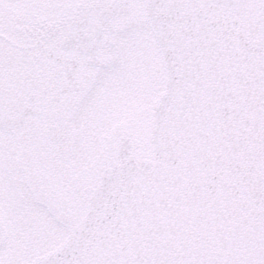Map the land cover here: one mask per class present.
<instances>
[{
  "label": "water",
  "instance_id": "95a60500",
  "mask_svg": "<svg viewBox=\"0 0 264 264\" xmlns=\"http://www.w3.org/2000/svg\"><path fill=\"white\" fill-rule=\"evenodd\" d=\"M146 18L165 71L154 158L122 153L81 228L24 264L264 261V0H146Z\"/></svg>",
  "mask_w": 264,
  "mask_h": 264
},
{
  "label": "flooded vegetation",
  "instance_id": "af4514ba",
  "mask_svg": "<svg viewBox=\"0 0 264 264\" xmlns=\"http://www.w3.org/2000/svg\"><path fill=\"white\" fill-rule=\"evenodd\" d=\"M113 1L0 0V170L14 195L27 188L25 168L41 175L68 233L122 153L142 160L154 153L153 101L163 81L159 53L142 33L146 0H123L120 12L105 14ZM98 118L107 133L90 150L87 121ZM39 199L37 215L49 221L51 203ZM40 247L7 254L26 262L52 249Z\"/></svg>",
  "mask_w": 264,
  "mask_h": 264
},
{
  "label": "rangeland",
  "instance_id": "374dc122",
  "mask_svg": "<svg viewBox=\"0 0 264 264\" xmlns=\"http://www.w3.org/2000/svg\"><path fill=\"white\" fill-rule=\"evenodd\" d=\"M142 28L143 35L145 34L148 36V40L151 41L155 53L158 54L152 32L146 21L143 22ZM156 62H158L157 67L160 69L161 78L162 81H164V72L158 55L156 57ZM160 90L161 87L159 88V91ZM92 109H88L87 111L89 116L91 115V112L93 113ZM94 116H96V112ZM101 119L102 118L97 119L99 121L98 123L95 122L94 119L87 121V133L90 142L88 147L90 150L97 146V143L93 145L95 142L94 138H103L104 131L107 133L108 125H105ZM47 174L51 176L50 172ZM26 175L28 177H25L27 183H23L27 186V188H25L26 190L21 192L20 195H14V193H12L13 189L10 180L5 176L4 172L0 170V193L2 194V196L0 195V199H3L4 197L0 202V207L2 210H5L4 212L8 215L6 221L8 222V226H10L9 240L2 250V254L6 255V261L8 263L11 262V264H14L15 262V264H21L22 261H17L14 257L8 255L7 250L17 253L19 250L21 251V247H26L25 250H28L35 245L40 247L42 244L45 245V249H49L50 247L53 248L61 243L69 232L64 229L68 221L65 220L64 215L56 214L57 207L54 204L55 202L47 197L49 190L45 184L44 178L41 175L36 174V172H31V169L29 168H25V176ZM36 194H38V197ZM39 198H42L46 203H51L49 210L50 212H53L54 215L49 221L40 220V217L37 215L40 210L38 206L36 207L35 201L42 203V200ZM16 215H22L23 217L18 218ZM25 256H27V254H23V256L21 255V257ZM31 258H33V256H29L27 260Z\"/></svg>",
  "mask_w": 264,
  "mask_h": 264
},
{
  "label": "snow or ice",
  "instance_id": "6c2138e0",
  "mask_svg": "<svg viewBox=\"0 0 264 264\" xmlns=\"http://www.w3.org/2000/svg\"><path fill=\"white\" fill-rule=\"evenodd\" d=\"M261 264H264V261H262Z\"/></svg>",
  "mask_w": 264,
  "mask_h": 264
}]
</instances>
